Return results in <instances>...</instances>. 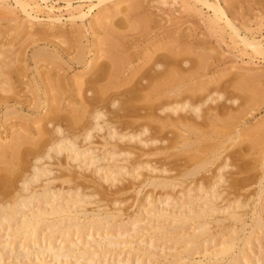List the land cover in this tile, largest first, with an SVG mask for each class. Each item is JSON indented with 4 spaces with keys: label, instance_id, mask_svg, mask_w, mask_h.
Here are the masks:
<instances>
[{
    "label": "rangeland",
    "instance_id": "rangeland-1",
    "mask_svg": "<svg viewBox=\"0 0 264 264\" xmlns=\"http://www.w3.org/2000/svg\"><path fill=\"white\" fill-rule=\"evenodd\" d=\"M9 1H10V3L13 2L10 6L11 8H9V7L6 8V7L0 6V49L1 48L8 49V53H9V51L11 52L10 49H13L14 51L13 50L12 51L14 53H12L10 55L7 54L5 56L6 59L3 58V56H0L1 58H3V59L0 58V64L1 65L4 64L6 66L5 67L4 65L3 66L0 65L1 66L0 67V75L3 74L5 77H7L4 79H8L9 77L11 78V80H9L10 79L9 78L6 82L12 83V84H10V86L12 87V90L15 91V92L13 91L14 93H12V94H16L17 96L14 95L15 97L12 96L11 98H9V91L11 89L7 93L3 89H2L3 92H1V88H0V97L8 95L7 98L5 97V99H4V97L2 99L0 98L1 99L0 100V141L4 142V143L9 141L10 135L15 133L16 130H18V132H20V133L23 132V134L26 133L28 136L30 135L29 138L32 141H30V145H26L29 141H24V143H26L25 145L21 142L22 147L24 145V147L21 148V150H19L21 144L18 146V153L20 155L17 154V156H18L17 158H19L21 156L20 157L21 159H17L16 156L14 157L13 152H12L13 155H11L10 154L11 150H8V152H6V153L10 154L9 156H7V157H9V158H7L8 162H5L4 164L0 162V166H1L0 167V201H1L0 203H3L5 201L9 202V199L10 200L13 199V195L15 197V195L18 193L19 189L23 186V184L21 185V183H22L21 181H23L25 179L26 174H27L28 178L31 176V174H33L34 165L45 164L46 166L49 165V167L51 166L53 168L52 171L50 170L51 174H49V173L48 174H49V176H53L54 177L53 179L57 180V181L52 180L50 185L54 183V185H51V186H55V187L61 186L64 189V193H63L64 196L60 197L58 199L59 203H67L68 202L67 199L70 201L69 198L71 197V195H73V191H75L74 188L79 189V190L74 192V197H76L77 194L81 193L82 196L87 197V198L85 197L86 200L90 199L89 204H88V201H86L87 203L85 202L82 205L80 203V205H81V206H79L80 209H83V208L85 209V207H86L87 211L92 212V210H96V209L97 210L101 209V211H102L104 209L106 210V209H114V207L115 208L120 207L119 211H121L120 213H122L121 215L123 218V222L125 221V223H123L124 227L121 226L120 228H117V229H116V226L113 227L116 230L114 229L112 235H109L106 237V238H109L110 240H112V242H113V244L111 246L108 245L109 248L105 245L103 246V248H99L100 250L90 247L91 250L88 251V254L92 253V251H93V254H91V257L93 259L92 258H91L92 260L86 259L87 261L84 259V260H82V263H79V264H178V263H184V261H185L184 264H187V263H189V261L191 262L192 260L193 261L194 260L206 261L207 256H208L207 254L218 249V248H220L222 246L221 244L224 243L223 241L229 239L230 235H232L231 237H233V235L235 237V243H234V247H233L234 250H232L231 253H233L234 251L239 252V247H241V245L242 246L244 245V242H242V241H244V237H246V235L249 236L250 232H252V233L249 236V243L245 242L246 244L244 245V251H242L243 255L246 258L243 257V255H240V254H242V252H240V254H239L241 257L240 262H241V264L242 263L243 264H257L258 262H259L258 264H264V237H263L264 231L261 230V232H259L258 225L255 223V218H256V215L258 212L255 210H258L257 208H261L262 210L264 209V200H263L264 195L263 194H261V198L263 196V199H261V201H260L259 200L260 198H259L258 200L260 202L257 203L258 192L260 190L259 188L262 187V186H260L261 184H259V180L261 181L262 176L264 175V174H262L264 170L261 169L262 167L259 165L260 163H258L256 161V159L258 157L256 154H259L258 153L259 151H257V148H256V151H257V153H256V151L254 150L255 147L253 148L251 145L248 144V143H250L248 141L249 139L246 138L247 141L245 139H244L245 141L243 140V138L250 136V134H253L254 132H252V131H254V129L256 130L255 132H258V133L262 132V130L264 129V54H258V55L253 56V52L250 51V48H248V51L250 52V54L248 52L241 53V50H242V48H244V45L242 46V43L240 41H237L236 44H238V45H234V43L232 42V38L230 40V36H231V34H233V32L229 29V26L227 24H224L225 23L224 20L226 18L225 15H226V16H228V18L232 22H234L235 26L238 27V29H240L239 30V33L241 32L240 34L245 35V34H249V32L252 31L251 33L254 32L255 36L258 39L261 38V41L264 44V0H219L220 4L223 6L224 11L226 13L222 17L223 21L221 19H220L221 21L218 20L220 22V26L224 25V27H222L223 28V31H222L223 36L220 35L221 34L220 30L222 28L220 27L221 29H219L218 22H217V25H215L216 24L215 23L214 26L213 25L212 26L207 25L206 21L203 20V17H202L203 15H201V13L194 10V8L191 10V6H188L186 8L184 6V4L181 2V0H138V1L137 0H126V1H128L127 3H129V2L134 3L132 5L130 4V8L128 9V10H130L131 6H132V8H133L132 11L133 10L134 11L133 12L131 11V13L126 12L125 13L126 18H125V14H123V12L116 13L114 15V16H116V18H115L116 20L113 19V17H112L113 21L114 20L115 21L113 22L111 19V21L113 23L110 20H108V21H106L108 23L105 22L106 24L104 22L100 23V21L98 23V21L95 20L96 18H94V17H96L95 14H97V16H98L97 19L99 20V18H101V16L108 13L109 11H112V10L104 11L107 8L109 9V7L104 8V10L101 9L103 12L101 10L97 11L96 8H98V6L94 7V11H92V14H94L92 18H94V19L90 22H88L86 20L85 22L81 23L80 22L81 20L79 21V19H74L75 20L74 21L73 19L69 18V12L65 7L66 3L64 0H45V1L34 0L38 3H40V5H44V3L45 4L48 3L50 5H53L55 12L58 13V15L62 14L61 15L62 17L60 18L61 20L59 19L60 21L57 20V21L53 22V20L49 21V19H47L48 17L46 16V13L44 10H32V14H34V15L37 14L36 16H37V18H39V19H37V18L34 19L32 17L25 16L26 14H24V11L21 10L18 5L17 6L14 5L15 4L14 0H9ZM110 1H112V0H110ZM140 1H141V3H140ZM91 2L92 3H98V0H73V5L76 6V4L78 5L79 3H81L82 7L84 9H86L90 5ZM122 3L120 4V7H123V6H125V4H127L126 2H124L123 4ZM182 4H183V6H182ZM133 6L135 7V9ZM199 6L201 7V5H199ZM201 8H202L201 11H203L202 14H204V15L213 13L212 10L208 9L205 6H202ZM5 11H7V12H5ZM125 11H127V10H125ZM169 12L172 14V16ZM197 14H199V15H197ZM173 15H175V16H173ZM123 16H124V18H123ZM172 17L173 18L177 17V18L173 19ZM126 19H128V20H126ZM173 20H175V21H173ZM139 22H141L142 24ZM222 22H224V23L222 24ZM77 23H78V25H77ZM111 23H112V25H111ZM143 23H145L146 25ZM132 24H133V26H132ZM110 25L111 26L114 25L113 27L116 26L117 28H119L120 35L118 34L119 33L118 30H116L117 28L114 29V28L110 27ZM136 25H137V27L135 28ZM101 26H103L104 28ZM186 26L188 29L186 28ZM211 27L213 30L209 29ZM110 28L114 29V31H112ZM193 28H197V29H193ZM215 28H217L216 29L217 32L215 31ZM218 29H219V31H218ZM78 30H80V31H78ZM227 30H228V32H227ZM64 31H65V33H62ZM213 31H215L214 33H216V34H214ZM77 32H79L78 33L79 35L77 34ZM60 33H62V35ZM109 34H110V36H108ZM128 34L130 36H128ZM58 35H60V36H58ZM120 36H121V38H120ZM67 37H70V38L67 39ZM109 37H111L112 38L111 40H113V41H111L109 39ZM65 38L68 41H66ZM106 38H108V39H106ZM113 38H115V40ZM118 38H119V40H118ZM123 38H125L126 40ZM99 39H100V41H98ZM122 39H123V41H122ZM223 39H224V41H223ZM102 41H104L103 44H102ZM117 41H120L123 44L120 42L117 43ZM124 41H125V43H124ZM67 42H69V44ZM98 42H99V44L101 43L102 45L100 44V46H99ZM109 42L113 45L117 43V45L111 46V44ZM238 42H240V43H238ZM166 43H169L167 45L171 44L172 47L174 48V50H176L177 48L179 49L178 54H177V58L180 61H182V60L184 61V62L183 61L181 62L182 64L185 65L186 61L188 60L187 65H185V66L183 65L185 68H186V66H188L187 67L188 71L190 70V68L193 69L190 71H191V74H193V73L195 74V77L192 76L191 74H189L192 78L188 75L190 78L188 77L189 79L188 78L186 79V80H189L187 82L195 83V81H196L197 85H200L204 82V83H206V84L208 83V85H210L208 87L209 89L205 88L204 91H196L198 96L196 94H194L196 96H193V100H195V102H197L196 101L197 98L198 99H205L206 94H208V92L210 90H212L211 95L215 96L214 100L216 99L218 106H220V107L224 106L227 108V109L226 108L224 109V107H221V108L219 107V109H220L219 111H222L223 109H224L223 111H227L230 109L229 110L230 114L233 113V115H235V113H234V112H236L235 109L238 110L237 108H238V106L240 108L241 104H243V106L246 108V106L244 104L247 105V103H249V102H247L245 100L249 99L250 97H251L250 98L251 100L252 99L254 100L256 98L255 102L248 100V101H250V103L251 102H253V103L251 105H248L249 107L247 106L248 110L246 109L247 111L245 112V114L243 112L240 114L238 113L239 117L237 119L231 118L235 121H238V123L236 122V125H235V123L233 124V122H235V121H232V120L229 121L230 116L228 115L229 114L228 111L225 112V114H227V118H226L225 117L226 115L224 114V112H223V115H225V116L222 115V117H220L219 114L221 112L219 113V111L216 110V112L218 111V113H216V116L219 115V119L222 118L224 121V125L227 127V128H224V125H222V124H221L222 127L220 125H218V127L223 129V133L225 132L228 135V134H231V132L234 134L235 130L239 131L240 135L238 137H237V135L236 136L234 135V137H233V138H235V142L238 143L239 145L235 144L233 142V143H231V147L228 145L227 146L228 148H225V150L222 147L221 152L223 151L222 152L223 154H222V156L218 155L219 159H217L218 157H216V159H213V161H215L214 164L211 165V163H208V165H206V167L203 169V171L200 170L198 173L194 174L195 177L193 175H192V177H191V175L189 177H187L188 180L184 175H183L184 177L182 178L181 176H178V174L180 173L179 175H181V171L183 170L182 168L185 167L184 165H186V167H188V166H191V164H193L194 162H192V158H190V157L188 158L189 160L187 159V157L189 156V155L187 156L189 149L187 151V149L185 150V148H184V151H182L183 149L179 144H182V142H180V141H183V139H182L181 135L179 136V132H176L177 127H175V126L167 127L166 130L162 133V138L164 137L163 138L164 140L161 139V141H155L157 143L152 142V144H151L154 146H157V144L164 146V144H165V146L167 145V147H165V149L168 148V146H169L170 148L166 149V150H168L169 155L165 152L164 153L158 152V153L149 154V155H146V154L139 155L138 154L139 149L137 147L135 148V146H134L133 147L134 148L133 153H132V155L130 154L128 156V159L126 160L127 162L126 161L124 162V160H122V159H124L123 157H120V155L118 156V158L119 159L121 158V160L118 159V162H116L117 160L115 162L117 164L119 163L120 167L122 165L124 167L122 166L120 168L118 165H117V167L114 166L115 170H113V169L112 170L115 173H112V175H111L112 171L109 168H105V169L102 168V170L101 169L97 170L99 173L94 170V165L90 166L89 164H86V165H84V168H82L79 166L78 160H73V159L68 160L67 157L63 154V152H61V154L53 155L55 157L53 159H52V157H50V158L48 157L49 159H47V157L45 155H44L45 157L43 156L44 158L43 157L38 158L37 160L34 158L35 156H38L40 153L43 155V151L47 148V146H49L50 141L52 139H54L57 135H60L57 132H56L57 135H56V133L53 134L54 131L51 130V128L54 126V124H57L58 121L61 124V126L65 129V131H64L65 134L66 133L67 134L69 133V135L71 133L72 134H74V133L80 134V137H76L78 139L75 138V141L79 146L80 145L84 146L87 144L90 145L89 147L93 146L92 148H93V150H95L93 153L94 156H95V154L96 155H99L101 153L104 154L106 152V150H105L106 147H105V144L103 145L104 141H103V138L101 136V133H103V129L98 130L99 133H97L96 131L92 132L93 134L95 133V136L91 137V138H93V140L90 138L92 140V143H90V142L88 143L84 139L83 134H82L85 132V123H86V120L87 121L89 120V116L87 117V114H85V117H80L81 114L83 113V110H84V109L82 110L81 106H80L81 101L84 99L83 98L84 95H82V94H84V92L82 94H79L80 96H78V93L77 92L75 93V91H76V88L78 87L77 86L78 84L79 85L82 84V86H83L84 85L83 80H87L88 78L93 77L95 75L96 70H95V72L93 70L92 72H86L84 74V71L87 68V65H86L87 62H90L91 60L94 59L95 63H97V65H99V68H100V67H103L104 65H107L108 62H110L109 61L110 59H108L109 57H106L108 55H110L112 58L120 59L121 61L124 60L123 62H125V64H124L125 66H126V64H128L126 62H131V65H130V63L128 64V65H130V67L128 65H127V67L122 65V69L124 67L125 68L123 70H121L123 75H122V73H120L119 77L121 78V76H122V78H123L125 74H127L126 76H128V67L130 69L131 66H136V65L138 66L140 64L142 65V63L145 62V59L149 56V54H152L151 52L154 51L155 56H160V55L162 56L163 54H165L166 51L163 49H162L163 50L162 51L159 48H160V45L163 46V45H166ZM176 43H177V45H176ZM108 45H109V48H107ZM118 46H120L121 48H119ZM63 47L65 49H63ZM105 48H107L106 49L107 52L105 51L107 54L104 52ZM98 49H100V50H98ZM109 49H111V50L108 51ZM122 49H123V51H122ZM127 49L129 52L126 51ZM86 50L88 52H86ZM185 50L188 52H192V54L185 52ZM15 52H18V53H15ZM179 52H180V54L182 53V56L179 54ZM56 53H57V57H56ZM126 53H127V56L129 55V57H126ZM194 53H195V55H194ZM197 53H198V55H197ZM224 53H225V55H224ZM14 54H16V56L18 55V57L17 58H16V56L14 57ZM80 54L82 56H80ZM101 55H104V56L102 57ZM113 55H115V56H113ZM196 55L197 56L202 55L203 57H205V60L207 61V63L205 64V60H204V64L206 66L205 65H203V66H205V67L202 66L203 68L202 67L196 68L195 65L192 66L197 61L196 59L198 57ZM205 55H207V56H205ZM247 55H250V56H247ZM34 56H35V58H34ZM125 57L127 58V60L125 59ZM128 59H129V61H128ZM10 62L13 65H11ZM64 62H66V63H64ZM123 62H121V64H123ZM190 63H191V65H190ZM12 66H16V68L14 67L13 68L14 70H13L11 68ZM68 67L70 69H68ZM1 69L2 70L5 69L4 73L8 72V73H6L7 76L4 73L1 74V72H2ZM194 69H196V71L199 70L198 73L196 71H194ZM12 70L14 72H12ZM36 70H38V71H36ZM187 70H186V72L188 73ZM192 71H194V72L192 73ZM44 72H47L48 75H47V73L44 74ZM124 72H126V73H124ZM8 74H10L11 76H9ZM3 75L0 77H4ZM17 75L19 78L17 77ZM20 75H22V76L20 77ZM240 75H242V76H240ZM219 77L221 78L220 80H219ZM241 77H243V80H244V81L242 80L243 82H240L242 84L241 85L242 87L238 83L239 81H241V79H242ZM52 78H54V79H52ZM65 78H66V80H64ZM244 78H247V80ZM61 79H63V80L61 81ZM214 79H215V81H214ZM236 79L239 81H237ZM1 80H2L1 87H2V84L7 85L6 83H4L5 80H3V79H1ZM46 80L49 81V83L51 82L52 85H54V83L56 81L61 82V83L56 82V84L58 85L57 88L62 86V87H60L62 89L58 88L57 90H55L54 87L56 85H54L53 89H52V86L46 87V85H48V86L50 85L48 82H46ZM72 80L75 82L76 81H80V82L75 83ZM81 80L83 81V83ZM198 80H199V82H198ZM233 81L235 83L237 81V83L239 85L238 84L233 85ZM245 81H247V82H245ZM64 82H66V85L64 84ZM29 83H30V85H29ZM216 83L218 85H216ZM33 84L37 85V89L35 88V90H38V92L40 93V94L38 93L39 99H38L37 93H35L34 90L32 92L30 89L32 86L35 87V85H33ZM73 84L76 87H74ZM240 87L242 88V91H241ZM46 88H48L49 90H47ZM215 89H217L216 92H215ZM59 90H61L63 92H61ZM255 90H256V92H255ZM47 91H49V92H47ZM219 92H220V95L218 94ZM221 92H223L224 94ZM249 92H250V97H246V94H249ZM254 92L257 93V97L252 98L253 96H255ZM52 93L53 94L59 93L61 95V98L59 97L60 96L59 94H57V95L59 97L58 99H61V101H59L57 99L58 103L55 102V100H56L55 96L56 95L54 96ZM188 93H190V92H188ZM188 93L185 94V92H184V95L189 96ZM198 93H201V94H198ZM50 96H54V98L53 97L50 98ZM124 97H125V95H124ZM14 98H16L15 99L16 101H14ZM18 98H19V100L21 99L22 104L20 103L19 100H18L19 102H17ZM231 99H233V100H231ZM24 100H26V101H24ZM214 100H212V102L209 101V104H211V105L214 104V102H215ZM28 101L30 102V105H29ZM36 101H38V102H36ZM6 102H9V103H6ZM24 102H25V104H24ZM205 102H206V100L202 104L204 105ZM34 103L36 105L38 104L37 107ZM56 103H57V105H59V103H60L59 107L61 106L63 110H62V112L59 111L62 114H60V113L58 114V112L56 111L57 114H56V112L54 114L58 115V116L55 117V115H52V113L56 109H55L54 105L52 107V104H56ZM207 103H208V100H207ZM207 103L204 106L202 104L200 105V106H202V108L200 107L202 109V111H204V108L208 105ZM33 105H35L36 108ZM108 105H109L108 102H106L103 109L107 108ZM111 105H116V104H111ZM7 106L9 108L11 107L9 109V111H8ZM13 106H14L15 110H14V108H12ZM16 107L17 108L19 107L18 110ZM109 107H110V105H109ZM5 108H7V109H5ZM53 108H54V111L51 112V110H53ZM74 108H79L80 111H82V112H80L79 117L83 118L84 120H82V119H79L81 121L76 120V122L74 121L75 123L73 122L74 123L73 124V123H71V122L69 123V121H67V117H69L71 114H73L71 111ZM233 109H234V111H233ZM10 110H12V112ZM141 110H143V109H141ZM17 111H18V113H17ZM22 111L23 112L25 111V112L22 113ZM244 111H245V109H244ZM2 112L8 114L9 116L3 115ZM238 112H241V110L240 111L238 110ZM18 114H20V116H18ZM23 114L27 115V116L25 117ZM173 114L174 113H171V115H173ZM236 114H237V112H236ZM82 115H84V114H82ZM217 118H218V116H217ZM4 119H6V120H4ZM197 119H198V117H197ZM200 119L201 118H199V120ZM224 119H226L228 122ZM203 121L201 122V127H204V129L208 128L209 123H206L205 119ZM228 123L230 125H227ZM202 124L206 125V126H202ZM228 126H231V127H228ZM118 127H120L119 123H118ZM209 127H210V124H209ZM234 127H235V129H234ZM262 127H263V129H262ZM42 128H44L43 130L46 132V134H45V132L41 134V132L43 131ZM173 128H175V129H173ZM211 128H212V126H211ZM211 128L205 130L206 135L209 136V137L205 136V138L208 137V139H210V142L207 141L202 135V136H200L201 140L199 142L205 141L206 144L204 142V143H202L203 144L202 146H201V144H199V145L196 144V146H194L196 149L198 148L197 146H199V147L201 146L203 148V149H201V147H200L199 152L201 150H203V151L208 150L210 148V146H212L214 143H217V142L219 144H223L224 142L227 143V140L225 138V136H227L226 134H221L222 136L221 135L218 136L217 134H210ZM224 129H226V130H224ZM247 129H249V130H247ZM258 129H259V131H258ZM26 130H28L29 132H27ZM38 130H40V131L42 130V131L37 132ZM227 130H228V132L230 130V132L229 133L226 132ZM250 130H251V132H250ZM181 131L182 130H180V132ZM238 131H236V132H238ZM207 132H209V133H207ZM243 132H244V135L246 133V136L241 134ZM39 133L41 134L40 137H39V135H40ZM262 133L264 135V130ZM26 134H25V136H26ZM209 134L211 135V137L213 139H215L216 136H218L220 138L222 137L221 138L222 141H224L223 140V138H224L225 141L222 143L221 140L218 141V139L216 138L217 141L215 139L216 142L213 143L212 142L213 140ZM191 136H192V138L195 137L194 135H191ZM240 137H242V139ZM33 138L35 141V143H33V144H37V145L31 144L33 142ZM38 138H40L42 140L39 141ZM263 139H264V136H263ZM162 140H163V142H162ZM36 141H39V142L37 143ZM178 142H180V143H178ZM207 142H209V143H207ZM130 143L132 145H134V141H131ZM235 145H237V146H235ZM103 146L105 148H103ZM176 146L178 149L179 148L182 149V150L179 149V150H181L182 153L179 152L177 148H175L176 150L173 149ZM203 146H205V147H203ZM250 146L252 147L251 150H250ZM86 148H87V146H84V148H82V149H86ZM127 148H128V146H127ZM193 148H192V150H193ZM22 149L24 151H22ZM19 151H21V152H19ZM190 151H191V149H190ZM240 151L245 152L246 154L245 153L242 154V152L240 153ZM183 152H185L186 154H183ZM52 153H53V151L51 152V154ZM179 153H181V154H179ZM41 154H40V156H41ZM170 154H171V156H170ZM219 154H221V153H219ZM244 154L246 157L244 156ZM6 155H8V154H6ZM22 155H23V157H22ZM82 155L83 156H81L80 159H82V157H83V159H85L87 157L86 159L88 161L85 159L86 162L92 161V159L88 158V156L90 157L92 155L89 152H86ZM122 156H124V155H122ZM225 156L228 157V159L226 161H228L230 163L229 165H231L233 168L231 166H228V165H224L225 166L224 168L222 166L223 170H222V168H220V170L225 173L224 179L226 178V179H228V181L225 179V181L223 182L224 184L220 183L221 186L222 185H224V186L221 187L219 185L220 189L217 187L220 192L222 191L221 192L222 194H220L218 197V198H220V200L217 199L218 200L217 203H219L220 205H222V204L225 205L227 202L231 201V202H233L232 204L236 205L237 203L240 202L239 204H241V206H240L241 210L245 211V212H243V214H245V215H243V218L245 216V218L243 219V221H244L243 226L245 225L246 227L241 226V228L237 227L235 229L234 228L235 225L232 224L233 222L230 219L227 221H224V220L220 221L219 220L220 222H218V220L216 218H213L214 220H216V222H214L213 219L210 218L211 219L210 220L211 222L209 223V225L211 224L210 225V227H211L210 231L212 234L214 233V235L218 233L217 235H215L217 238L214 236L213 239L210 240V243L204 244L205 243L204 242L203 244H201L199 246L198 250H196L198 248V246H196L197 248H195V246H193L194 249L189 248L190 250H193V251H189L187 249L188 248L187 244L184 243V241H182V240L181 241L179 240L180 241L179 242L177 240L178 239L177 236L181 235V232L183 231L182 229H185L182 232V234L185 233L186 230L188 231V233L192 232L194 229L193 225L192 226L190 225V227H192V228H190L189 226L186 228H183V226H180L181 224H179L180 222H178L176 220V218H174L172 215H170V216L167 215V213L165 214V212L168 211V214H169V213H171V212H169V210L172 211L175 208L179 209L180 206L183 205L184 202H182V201H185L184 200L185 195H186V197L189 195L186 193L187 192L190 193L189 191H187V189L188 188L190 189L195 185V184L193 185V182L196 183V181H199V179H201V180L203 179L204 184L209 185L211 183L210 181L214 179L213 177H216V175L214 174V172L217 169L216 167H218V164L220 165L224 161V158H226ZM234 156H235V158H234ZM254 156L255 157L257 156V157L255 158ZM2 159L0 157V161ZM5 159L6 158L3 159V162ZM10 160L13 162V164H15L14 163L15 161H16V163H18L17 165H14V167L16 166L17 168L15 167V169H13V170L11 169L13 171L12 172L10 170L11 174H9L10 172H8L6 174V172L3 171V169L1 170V168H7V167L12 168L13 164L12 165L10 164L11 166H9V164H8V166L5 165L6 163H11ZM17 161H19V162H17ZM59 161H60V163L62 162V164H60ZM102 161L104 162V160H102ZM255 161H256L257 165L260 166V167L258 166L259 169L257 166H255L256 165ZM83 163H85L84 160H83ZM223 163H225V162H223ZM66 164H67V167L69 166L70 169L66 168ZM209 164L211 167L209 166ZM2 165H4L5 167H2ZM131 166L132 167L133 166L138 167L135 169L136 171H134L133 175H129L126 171L127 168L130 169ZM161 166H163V169L166 168V171H164L165 173L162 172L164 175L167 173L166 175L177 176L180 178V179L177 178V180L179 179L184 183L179 184V183H181V181H180V182H178V184H179L178 187L176 186L177 185L176 184V185H174V188L171 187L172 189L170 187L160 188L158 186H157L158 188H156V187L152 188L151 185H149V184H145L146 186H144V185L143 186L142 185L137 186L135 184H131L130 181L132 179H134L135 178L134 176H137L140 172H141L140 175H138L137 177H138V179L142 180L149 173L150 174L160 173L159 171H154L157 169L153 170V168H155V167L161 168ZM207 166H209V168ZM108 169L110 172L107 171ZM121 169L123 170V173L126 172L125 173L126 175L125 176H118L119 180H114L113 182L110 183V181L106 182V180H104V179L102 180L100 178V176L103 173H104V176L108 175V177H110V175H111L113 178L116 173L117 174L122 173ZM147 169H148V171H147ZM242 169H244V170H242ZM103 170H105V171H103ZM167 170H169V171H167ZM6 171H9V170L7 169ZM52 172H53V175H52ZM100 172H101V175H100ZM224 173H223V175H224ZM29 174H30V176H29ZM68 174L70 175V181L72 180L71 183H70V181L64 180V177H66V175H68ZM23 176H24V178H23ZM58 176L59 177L61 176L62 179H61V177L59 178ZM41 178L39 179L38 183H40ZM234 180L239 182V183L237 182L238 185H237V183L236 184L233 183ZM65 181H67V182H65ZM190 182H192V183H190ZM261 182H262L263 187H264V178L262 179ZM32 183L34 185L38 184L37 182H32ZM67 188L72 189V192L70 190H68ZM198 189H199V187L194 188L193 192H191L190 194L195 195L197 192L202 193L204 191L201 188H200V190H198ZM25 190L26 189H23V191H21V189H20L21 192H24ZM185 190L187 192H185ZM200 191H202V192H200ZM220 196H222V198ZM5 198H6V200H5ZM152 198H153V201L151 204L150 202H151ZM177 200H179V201L177 202ZM45 202H44V206L45 205L47 206V204H45ZM91 202L94 203L95 205L92 204ZM193 202H195L193 204L196 206L198 201H193ZM259 203H260V205H261V203L263 204V205H261L263 208L258 206ZM48 204H51V203H48ZM253 204L257 205L258 207L253 205ZM167 205H168V207H167ZM48 206H50V205H48ZM98 206H99V209L97 208ZM254 207H256L255 210H254ZM196 208H198V206H196L195 209ZM163 209H164V213L162 211ZM263 212H264V210H263ZM218 213L220 214L221 212H218ZM253 213H256V214L254 215ZM219 214L217 216L220 217V219H221L222 215H219ZM263 214L264 213H262V216H264ZM210 217H213V216H210ZM222 219H225V218H222ZM226 219H228V218H226ZM212 221H213V223H212ZM219 223H222V225ZM244 223H246V224H244ZM59 224L60 223H58L57 226H54V227L55 228L59 227ZM125 224H127V225H125ZM188 224L189 223H187V225ZM254 225L255 226L257 225L256 228L258 230L254 229ZM16 226H14V227H16ZM180 227H182V228H180ZM223 227H225V228H223ZM55 228H53L54 231H52L53 229L51 227L49 229V230H51V232H49L47 227L43 228L44 230H42L43 234H41V237L45 236L47 233H51L54 236H53V238H52V236H50L48 238L46 235V237H43L45 240L42 238L40 240L41 243H39V245L41 244L43 246V244H44L47 246L49 244V242L51 241L50 238H52V239H54V241H53L54 243H57L60 245H61V242H64V244L65 243L67 244V243H70L69 241H71V240H72V242H74V244L75 243L78 244L77 241H82L81 243L79 242V245H78V247H79L80 244H81V246H83V245L86 246V243L88 241L95 238V236L93 234V238L91 236L90 237L88 236L89 238L87 237V239H90V240L87 241V239H86L87 242H85V238L83 236H81L80 233L77 234V232L75 231L72 235V239L68 240L69 236L67 233L64 234L65 231H62L63 230L62 228H60L61 232L58 230L59 228L56 229L57 231L55 230ZM190 229H192V231ZM233 229L238 230V231L235 232ZM165 230H167V231H165ZM224 230H225V232H224ZM223 232H224V234H223ZM1 233H3V236L1 237V239H5L6 237L4 238V231L1 230ZM6 235H7V233H6ZM56 235H58V236H56ZM110 236L113 238H111ZM166 236H168V237H166ZM103 237H105V236H103ZM223 237H225V238L228 237V238L223 240L222 239ZM11 238H10V242H12V241L20 242V238H15V239H13V237H11ZM65 238H67V241H65L66 240ZM96 238H97V236H96ZM169 239H170V241H169ZM91 242H93V241H91ZM174 242H176V243H174ZM66 244L63 245V243H62V245L67 248L68 244L67 245ZM75 245H73L74 248H77V246L75 247ZM85 246H84V248H85ZM186 246H187V248H186ZM92 247H94V246H92ZM105 247H106V249H105ZM22 248H24L25 251L28 250V253L25 255V257L20 256L19 258L16 259L15 256H13V255H10V256L6 255L7 257H10V259L7 258L6 256H4L3 260L0 261V264H75L76 259H77L76 257L75 258L69 257L68 259H64V258L57 259V258H55V256H53V253H50V251H48V250L47 251L44 250L45 253H43V251H41L38 254L32 253L33 249L29 245L28 246L25 245V247L23 246ZM186 249H187V251H186ZM29 250L31 251V253H29L30 252ZM80 250H78V248L76 249V251H78L79 253H82L83 251H85V249H80ZM248 251H250V252H248ZM188 252H189V254H186ZM204 252H205V254H204ZM179 253H181V254H179ZM250 253L252 255H250ZM88 254H85L86 255L85 257L89 258ZM177 254H179V255H177ZM226 256L229 257V255L227 254L223 258H221L222 260L221 259L219 260L220 262H218V263L216 262L214 264H225L226 259H227ZM184 257H186L188 260ZM242 257H243V259H242ZM243 260L245 262H243Z\"/></svg>",
    "mask_w": 264,
    "mask_h": 264
},
{
    "label": "bare ground",
    "instance_id": "bare-ground-1",
    "mask_svg": "<svg viewBox=\"0 0 264 264\" xmlns=\"http://www.w3.org/2000/svg\"><path fill=\"white\" fill-rule=\"evenodd\" d=\"M43 1H45V0H43ZM65 1V3H66V5H65V7H66V9L68 10V12H69V18H71V19H79V21L82 23V22H85L86 20L88 21V22H90V21H92L94 18H96L95 20H97L98 21V23H99V21H100V23H102V22H106V21H108V20H110L111 21V19H112V17H113V19H115L116 18V16H114L116 13H119V12H123V14H125L126 12H128V13H131V11H132V6H131V9L130 10H128L129 8H130V4L132 5V4H134V3H132V2H129V3H127L128 1H126V0H112V1H110V0H98V3H90V5L86 8V9H84L83 7H82V4L81 3H79L78 5L76 4V6L75 5H73V0H64ZM110 1V2H109ZM138 1V0H137ZM86 2V1H85ZM88 2V1H87ZM124 3V2H126L127 4H125V6H123V7H120V4L121 3ZM181 2L184 4V6L187 8L188 6H191V10L194 8V10H196V11H198L199 13H201V15H203L202 17H203V20L204 21H206V23H207V25H213L214 26V24L215 25H217V22H218V26H219V29H221L222 27H224V25H221L220 26V22L218 21V20H222L223 21V19H222V17L224 16V14H226L225 13V11H224V8H223V6L220 4V2H219V0H181ZM13 3V2H12ZM12 3H10V1L9 0H0V6H2V7H9V8H11L10 6H11V4ZM14 5L15 6H19V8L21 9V10H23L24 11V14H26L25 16H29V17H32V18H37V14L36 15H34V14H32V10H44L45 11V13H46V16L48 17L47 19H49V21L50 20H53V22H55V21H57V20H59L62 16V14L61 15H58V13H56L55 12V10H54V7H53V5H50V4H48V3H44V5H40V3H38V2H36V1H34V0H14ZM122 3V4H123ZM140 3H141V1H140ZM229 3V2H228ZM138 4V3H137ZM183 4H182V6H183ZM201 5V7L202 6H205V7H207L208 9H210V10H212L213 11V13L212 14H206V15H204V14H202L203 13V11H201V7L199 6V5ZM136 5V4H135ZM142 5V4H141ZM187 5V6H186ZM13 6V5H12ZM98 6V8H96L97 9V11L98 10H101V9H103L104 10V8H107V7H109V9L107 8V9H105L104 11H106V10H112V11H109L108 13H106V14H104L103 16H101V18H99V20L97 19V14H95L96 15V17H94V18H92L93 17V15L94 14H92V11H94V7H97ZM134 7V6H133ZM15 8V7H14ZM19 9V10H20ZM134 9H135V7H134ZM138 9V8H137ZM125 10H127V11H125ZM10 11V10H9ZM102 11V10H101ZM125 11V12H124ZM130 11V12H129ZM134 11V10H133ZM132 11V12H133ZM170 11V10H169ZM187 11V10H186ZM5 12H7V11H5ZM103 12V11H102ZM172 12V11H171ZM197 12V13H198ZM14 13V12H13ZM39 13V12H38ZM170 13V12H169ZM184 13V12H183ZM99 14V13H98ZM121 14V13H120ZM171 14V13H170ZM16 15V14H15ZM122 15V14H121ZM197 15H199V14H197ZM166 16V15H165ZM171 16H172V14H171ZM173 16H175V15H173ZM100 17V16H99ZM128 17V16H127ZM226 17V18H225ZM225 20H224V22H222V24L224 23V24H227L228 26H229V29L233 32V34H231V36H230V40H231V38H232V42L234 43V45H238V44H236L237 43V41H240L241 43H242V46L244 45V48H242V50H241V53H245V52H248L249 54H250V52L248 51V48H250V51H252L253 52V56L254 55H258V54H264V44L262 43V41H261V38L260 39H258L256 36H255V34H254V32L253 33H251V32H249V34H245V35H243V34H240L239 33V30L240 29H238V27H236L235 26V24H234V22H232L229 18H228V16H226L225 15ZM68 18V17H67ZM123 18H124V16H123ZM125 18H126V14H125ZM129 18V17H128ZM173 18V17H172ZM171 18V19H172ZM175 18V17H174ZM173 18V19H174ZM177 18V17H176ZM175 18V19H176ZM37 19H39V18H37ZM113 19H112V21H113ZM61 20V19H60ZM59 20V21H60ZM116 20V19H115ZM114 20V21H115ZM123 20V19H122ZM126 20H128V19H126ZM140 20V19H139ZM220 20V21H221ZM75 21V20H74ZM78 21V20H77ZM109 21V22H110ZM111 21V22H112ZM113 21V22H114ZM173 21H175V20H173ZM52 22V21H51ZM112 22V23H113ZM119 22V21H118ZM128 22V21H127ZM126 22V23H127ZM132 22V21H131ZM137 22V21H136ZM167 22V21H166ZM172 22V21H171ZM21 23V22H20ZM106 23H108V22H106ZM105 23V24H106ZM112 23H111V25H112ZM117 23V22H116ZM139 23H141V22H139ZM80 24V23H79ZM123 24V23H122ZM130 24V23H129ZM134 24V23H133ZM133 24H132V26H133ZM136 24V23H135ZM142 24V23H141ZM143 24H145V23H143ZM77 25H78V23H77ZM110 25V27H112V28H114V29H116L117 27L115 26V27H113V26H111ZM119 25V24H118ZM117 25V26H118ZM146 25V24H145ZM121 26V25H120ZM131 26V25H130ZM139 26V25H138ZM181 26V25H180ZM226 26V25H225ZM227 26V27H228ZM101 27H103V26H101ZM137 27V25L135 26V28ZM221 27V28H220ZM104 28V27H103ZM186 28H187V26H186ZM218 28V27H217ZM217 28H215V31L217 32ZM111 29V28H110ZM114 29H111L112 31H114ZM188 29V28H187ZM193 29H197V28H193ZM209 29H212V27L211 28H209ZM219 29H218V31H219ZM225 29V28H224ZM227 29V28H226ZM110 30V31H111ZM116 30H118V34L120 35V31H119V28H117ZM213 30V29H212ZM251 30V29H250ZM78 31H80V30H78ZM193 31V30H192ZM215 31H213V33L215 32ZM223 31V28L220 30V32H221V34L220 35H222V32ZM249 31V30H248ZM37 32V31H36ZM42 32V31H41ZM61 32V31H60ZM227 32H228V30H227ZM59 33V32H58ZM62 33H65V31L64 32H62ZM62 33H60L61 35H62ZM70 33V32H69ZM79 32H77V34H78ZM82 33V32H81ZM112 33V32H111ZM36 34V33H35ZM113 34V33H112ZM117 34V33H116ZM211 34V33H210ZM214 34H216V33H214ZM39 35V34H38ZM79 35V34H78ZM42 36V35H41ZM58 36H60V35H58ZM81 36V35H80ZM108 36H110V34L108 35ZM114 36V35H113ZM126 36V35H125ZM124 36V37H125ZM128 36H130L129 34H128ZM223 36V35H222ZM123 37V36H122ZM127 37V36H126ZM70 37H67V39H69ZM120 38H121V36H120ZM130 38V37H129ZM221 38V37H220ZM64 39V38H63ZM66 39V38H65ZM66 39V41H68ZM106 39H108V38H106ZM109 39L111 40L112 38L111 37H109ZM114 40H115V38H113ZM123 39H125V38H123ZM123 39H122V41H123ZM176 39V38H175ZM182 39V38H181ZM59 40V39H58ZM102 40V39H101ZM104 40V39H103ZM118 40H119V38H118ZM121 40V39H120ZM126 40V39H125ZM130 40V39H129ZM173 40V39H172ZM178 40V39H177ZM201 40V39H200ZM226 40V39H225ZM64 41V40H63ZM98 41H100V39L98 40ZM111 41H113V40H111ZM175 41V40H174ZM173 41V42H174ZM223 41H224V39H223ZM103 42L104 41H102V44H103ZM118 42H120V41H117V43ZM169 42V41H168ZM179 42V41H178ZM195 42V41H194ZM240 42H238V43H240ZM68 44H69V42H67ZM71 43V42H70ZM107 43V42H106ZM110 43V42H109ZM113 43V42H112ZM117 43L116 44H114V45H117ZM120 43H122V42H120ZM124 43H125V41H124ZM98 44H99V42H98ZM101 44V43H100ZM100 44H99V46H100ZM101 44V45H102ZM111 44V43H110ZM123 44V43H122ZM167 44H169V43H166V45H163V46H161L160 45V48L159 49H163V50H165L166 51V53L165 54H163L162 56L160 55V56H155V54H154V51L153 52H151L152 54H149V56L145 59V62L144 63H142V65L140 66V65H136V66H131V68L129 69V67H130V65H131V62H126V63H130V65H128V64H126V66L124 65L125 64V62H123V61H121L120 59H115V58H112L110 55H108V56H106V57H109L108 59H110L109 61L110 62H108V64L107 65H104L103 67H100L99 68V65H97V63H95V61H94V59L93 60H91L90 62H87V68L85 69V71H84V74L86 73V72H92L93 70H94V72H95V70H96V72H95V75L93 76V77H90V78H88L87 80H83L84 81V85L82 86V84H76L78 87L76 88V91H75V93L77 92L78 93V96H80L79 94H82L83 92H84V94H82V95H84V99L81 101V109L83 110V113L82 114H84V115H82L81 114V116H80V112H82V111H80V107L79 108H74L71 112L73 113V114H71L69 117H67V121H69V123L71 122V123H73L74 121L76 122V120H79V119H82V120H84L83 118H80V117H85V114H87V117L89 116V120L87 121L86 120V123H85V132L84 133H82L83 134V137H84V139L89 143H92V140H93V138H91L92 136L94 137L95 136V133L93 134L92 132H94V131H96L97 133H99L98 132V130H101V129H103V133H101V136H102V138H103V145L105 144V147H106V154L104 153V154H99V155H96L95 154V156L93 155V153H94V151L95 150H93V146L92 147H89L90 145H84V146H87V148L86 149H82V148H84V146L83 145H78L77 143H76V141H75V138L76 137H80V134H72L71 132V134L69 135V133L67 134H65L64 133V131H65V129L61 126V124L59 123V121L57 122V124H54V126L51 128V130H53L54 131V133L53 134H55L56 132L58 133V134H60V135H57V133H56V137L54 138V139H52L51 141H50V144H49V146H47V148L43 151V155L41 154V156H40V154L38 155V156H35L34 158L37 160L38 158H42L44 155L47 157V159H49L50 157H52V159L53 158H55L53 155H57V154H61V152H63V154L67 157V159L68 160H71V159H73V160H78L79 162H78V164H79V166L80 167H82V168H84V165H86V164H89L90 166L92 165H94V170L95 171H97V170H102V168H109L112 172H111V175H112V173H115L113 170H115L114 169V166H116L117 167V165L119 166V163L117 164L116 162H118V156L120 155V157H123L124 159H122V160H124V162L128 159V156L131 154L132 155V153H133V150H134V146H135V148L137 147L138 149H139V152H138V154L139 155H142V154H146V155H149V154H154V153H158V152H162V153H167L168 154V150H166V149H168V148H170L169 146H168V148H166L165 149V147H167V145L165 146V144H164V146H161V145H158L157 144V146H154V145H151L152 144V142H155V141H161V139H163L162 138V133L166 130V128L167 127H171V126H175V127H177V129H176V132H179V136L181 135L182 136V139H183V141H180V142H182V144H179L181 147H182V149L181 148H179V149H181L182 151H184V148H185V150L187 149V151H188V149H189V151H190V149H191V151L189 152L188 151V153H187V159L190 157V158H192V162H194L193 164H191V166H188V167H186V165H184L185 167L184 168H182L183 170L181 171V175H179L178 174V176H181L182 178L185 176L186 178L187 177H189L190 175H191V177H192V175L194 176V174H196V173H198L200 170H202L203 171V169L206 167V165H208V163H211V165L212 164H214V162L215 161H213V159H216V157H218L217 159H219V156L221 155L222 156V152H221V148L223 147V149L225 150V148H228L227 146L229 145L230 147H231V143H235V144H238V143H236L235 142V138H233L234 137V135L236 136L237 135V137L240 135L239 134V131L238 130H235V132H234V134L231 132V134H228L227 135V133H223V129L222 128H220V127H218V125H220L221 126V124L222 125H224V121H223V119L222 118H220L219 119V115H220V117H222V115H223V112H224V114H225V112H227L228 111V115L230 116H228L229 117V121L230 120H232V121H235V120H233V119H237L238 117H239V114L240 113H244L245 114V112L248 110V108H247V106L248 105H251L253 102H251L250 103V101H248V100H251L250 98V92H249V94H246V97H250L249 99H247V100H245V101H247V102H249V103H247V105L246 104H244L245 106H246V108L243 106V104H241V106H240V108H239V106H238V110L240 111L241 110V112H238V110H236L235 109V111L237 112V114H236V112H234L235 113V115H233V113H231L230 114V112H229V110H227V111H223L226 107H224V106H221V107H224V109L222 110V111H219L220 109H219V107L220 106H218V104H217V101H216V99L214 100V97L215 96H212L211 94H212V90H210L209 92H208V94H206V96H205V99H198L197 98V102H195V100H193V96H196L197 95V92L196 91H204L205 90V88H208L210 85H208V83L206 84V83H202V84H200V85H197L196 83V81H195V83H192V82H187V81H189V80H186L190 75L189 74H191V71L190 70H193L192 68H190V70L188 71L187 69V67L188 66H186V68L184 67L185 65H187V61H186V63H185V65L184 64H182L181 62L183 61H180L178 58H177V54H178V51H179V49L177 50H174V48L172 47V45L170 44V45H167ZM63 45V44H62ZM113 44H111V46H112ZM113 45V46H114ZM121 45V44H120ZM158 45V44H157ZM176 45H177V43H176ZM69 46V45H68ZM81 46V45H80ZM83 46V45H82ZM98 46V47H99ZM65 47V46H64ZM63 47V49H65ZM119 48H121L120 46H118ZM123 47V46H122ZM176 47V46H175ZM179 47V46H178ZM194 47V46H193ZM107 48H109V45H108V47ZM107 48H105V50H104V52L106 51V49ZM157 48V49H158ZM62 49V50H63ZM67 49V48H66ZM84 49V48H83ZM86 49V48H85ZM182 49V48H181ZM184 49V48H183ZM11 50V52L9 51V53H8V49H3V48H1L0 49V56H3V58H5L6 59V55L7 54H12V53H14L13 51V49H10ZM13 50V51H12ZM81 50V49H80ZM98 50H100V49H98ZM111 49H109L108 51H110ZM114 50V49H113ZM155 50V49H154ZM162 50V51H163ZM21 51V50H20ZM79 51V50H78ZM116 51V50H115ZM122 51H123V49H122ZM126 51H128V49L126 50ZM125 51V52H126ZM164 51V52H165ZM184 51V50H183ZM191 51V50H190ZM22 52V51H21ZM86 52H88L87 50H86ZM107 52V51H106ZM105 52V53H106ZM129 52V51H128ZM157 52V51H156ZM155 52V53H156ZM185 52H188V51H186L185 50ZM255 52V53H254ZM15 53H18V52H15ZM51 53V52H50ZM119 53V52H118ZM123 53V52H122ZM188 53H191L192 54V52H188ZM44 54V53H43ZM55 54V53H54ZM53 54V55H54ZM59 54V53H58ZM87 54V53H86ZM107 54V53H106ZM179 54H180V52H179ZM22 55V54H21ZM33 55V54H32ZM45 55V54H44ZM69 55V54H68ZM121 55V54H120ZM119 55V56H120ZM181 56H182V53L180 54ZM194 55H195V53H194ZM193 55V56H194ZM197 55H198V53H197ZM196 55V56H197ZM224 55H225V53H224ZM16 56V54H14V57ZM23 56V55H22ZM59 56V55H58ZM80 56H82L81 54H80ZM102 57L104 56V55H101ZM113 56H115V55H113ZM122 56V55H121ZM205 56H207V55H205ZM247 56H250V55H247ZM18 57V55L16 56V58ZM37 57V56H36ZM55 57V56H54ZM56 57H57V53H56ZM86 57V56H85ZM126 57H129V55L127 56V53H126ZM125 57V59L127 60V58ZM198 58L196 59L197 61H196V63L195 64H193L192 66H194L195 65V67L196 68H199V67H202L203 65H205L206 63H207V61L205 60V57H203L202 55H199V56H197ZM1 58V57H0ZM3 58H1V59H3ZM13 58V57H12ZM34 58H35V56H34ZM33 58V59H34ZM60 58V57H59ZM99 58V57H98ZM117 58V57H116ZM15 59V58H14ZM97 59V58H96ZM122 59V58H121ZM25 60V59H24ZM47 60V59H46ZM125 60V61H126ZM204 60H205V64H204ZM33 61V60H32ZM42 61V60H41ZM128 61H129V59H128ZM9 62V61H8ZM44 62V61H43ZM121 62H123V64H121ZM184 62V61H183ZM13 63V62H12ZM40 63V62H39ZM64 63H66V62H64ZM10 64H11V62H10ZM37 64V63H36ZM57 64V63H56ZM1 65V64H0ZM4 65V64H3ZM3 65H1V66H3ZM11 65H13V64H11ZM15 65V64H14ZM66 65V64H65ZM122 65H124L125 67H127V65L129 66L128 67V76H126L127 74H125L124 75V77L122 78V76H121V78L119 77V74L120 73H122L121 72V70H123L122 69ZM184 65V66H183ZM190 65H191V63H190ZM0 66V67H1ZM5 66V65H4ZM191 66V67H192ZM206 66V65H205ZM205 66H203V67H205ZM6 67V66H5ZM10 67V66H9ZM16 68V66H12L11 68L13 69V68ZM38 67V66H37ZM202 67V68H203ZM194 68V67H193ZM201 68V69H202ZM40 69V68H39ZM68 69H70L69 67H68ZM127 69V68H126ZM188 71V73L186 72V70ZM2 70V69H1ZM4 70L5 69H3L2 70V72H1V74L2 73H4ZM11 70V69H10ZM14 70V69H13ZM12 70V72H14ZM48 70V69H47ZM198 70V69H197ZM36 71H38V70H36ZM49 71V70H48ZM194 71H196V69H194ZM194 71H192V73L194 72ZM199 71V70H198ZM198 71H196L197 73H198ZM6 73H8V72H5L4 74H6ZM45 73H47V72H44V74ZM124 73H126V72H124ZM94 74V73H93ZM194 74V73H193ZM193 74H191L192 76H194L195 77V74L193 75ZM3 75V74H2ZM2 75H0V76H2ZM9 76H11L10 74H8ZM19 75V74H18ZM18 75H17V77H18ZM47 75H48V73H47ZM91 75V74H90ZM122 75H123V73H122ZM189 75V76H188ZM4 76V75H3ZM6 76H7V74H6ZM22 75H20V77H21ZM240 76H242V75H240ZM49 77V76H48ZM51 77V76H50ZM57 77V76H56ZM191 77V76H190ZM189 77V78H190ZM4 78H7V77H0V88H1V92H3V90L5 91V92H7L8 93V91L11 89L12 90V87L10 86V84H12V83H10V82H6L8 79H4ZM19 78V77H18ZM87 78V77H86ZM188 78V79H189ZM192 78V77H191ZM214 78V77H213ZM239 78V77H238ZM242 79H241V81H239V80H237V81H239L238 83L240 84V86L242 85L240 82H243L244 80H243V77H241ZM1 79H3V80H5L4 81V83H6L7 85H5V84H2V87H1V83H2V80ZM22 79V78H21ZM52 79H54V78H52ZM194 79V78H193ZM221 78L219 77V80H220ZM240 79V78H239ZM244 79H246L247 80V78H244ZM9 80H11V78L9 79ZM57 80V79H56ZM60 80V79H59ZM63 79H61V81H62ZM64 80H66V78L64 79ZM71 80V79H70ZM195 80V79H194ZM203 80V79H202ZM218 80V79H217ZM218 80V81H219ZM243 80V81H242ZM69 81V80H68ZM73 81V80H72ZM82 81V80H81ZM83 81H82V83H83ZM204 81V80H203ZM211 81V80H210ZM214 81H215V79H214ZM235 81V80H234ZM233 81V85H236V84H238L237 83V81H236V83ZM46 82H48L49 83V81H47L46 80ZM57 82V81H56ZM56 82L54 83V85H56L55 87H54V85H52V83L50 82L49 84V86L48 85H46V87H50V86H52V89H53V87L55 88V90H57L58 88L59 89H62V88H60V87H62V86H60V87H58L57 88V84H56ZM67 82V81H66ZM66 82H64V84L66 85ZM73 82H75V81H73ZM76 82H80V81H76ZM75 82V83H76ZM198 82H199V80H198ZM212 82V81H211ZM245 82H247V81H245ZM244 82V83H245ZM15 83V82H14ZM13 83V84H14ZM25 83V82H24ZM57 83H61V82H57ZM74 83V84H75ZM214 83V82H213ZM218 83V82H217ZM216 83V85H218ZM220 83V82H219ZM235 83V84H234ZM47 84V83H46ZM73 84V85H74ZM238 84V85H239ZM29 85H30V83H29ZM33 85H35V84H33ZM61 85V84H60ZM208 85V86H207ZM29 87V86H28ZM33 87V86H32ZM30 88L31 89V91L33 92V90H34V92L35 93H37V96H38V99H39V92H38V90H35V88L37 89V85H35V87H33V88ZM74 87H76L75 85H74ZM242 87V86H241ZM240 87V88H241ZM17 88V87H16ZM67 88V87H66ZM3 89V90H2ZM47 90H49L48 88H46ZM209 89V88H208ZM222 89V88H221ZM7 90V91H6ZM9 91V98H11L12 96L13 97H15V96H17L16 94H12V93H14L15 91L14 90H12V91ZM216 90L217 89H215V92H216ZM235 90V89H234ZM237 90V89H236ZM249 90V89H248ZM14 91V92H13ZM51 91V90H50ZM54 91V90H53ZM59 91H61V90H59ZM71 91V90H70ZM187 91V92H186ZM241 91H242V88H241ZM47 92H49V91H47ZM52 92V91H51ZM61 92H63V91H61ZM89 92V93H88ZM184 92H185V94H187L188 92H190V93H188L189 94V96H187V95H184ZM196 92V93H195ZM214 92V91H213ZM255 92H256V90H255ZM254 92V95L255 96H253L252 98H255V97H257V93H255ZM39 93V94H38ZM202 93V92H201ZM201 93H198V94H201ZM221 93H223V92H221ZM248 93V92H247ZM2 94V93H1ZM12 94V95H11ZM53 94V93H52ZM57 94H59V93H54L53 95L55 96V98H56V100H55V102H57L58 100L59 101H61V99H58L59 97L61 98V95L58 97V95ZM194 94H196V95H194ZM219 95H220V92L218 93ZM224 94V93H223ZM222 94V95H223ZM4 95V94H3ZM2 95V96H3ZM7 95V94H6ZM15 95V96H14ZM20 95V94H19ZM36 95V94H35ZM121 95V96H120ZM124 95H125V97H124ZM249 95V96H248ZM8 96V95H7ZM7 96H3L4 97V99H5V97L7 98ZM36 96V97H37ZM54 96H50V98L51 97H53L54 98ZM123 96V97H122ZM198 96V95H197ZM3 97H0L1 99L3 98ZM49 98V99H50ZM237 98V97H236ZM0 99V100H1ZM3 99V100H4ZM16 98H14V101H16L15 100ZM58 99V100H57ZM82 99V98H81ZM106 99V100H105ZM210 99V100H209ZM19 98L17 99V102H19L20 101V103L22 102L21 101V99L19 100ZM36 100V99H35ZM51 100V99H50ZM206 100V102L204 103V105H206V103H207V100H208V105L204 108V111H202V106H200L204 101ZM212 100H214L213 102H214V104H209V101L210 102H212ZM220 100V99H219ZM231 100H233V99H231ZM6 101V100H5ZM24 101H26V100H24ZM47 101V100H46ZM102 101V102H101ZM251 101H256V98L253 100H251ZM29 102V101H28ZM36 102H38V101H36ZM106 102H108V104L110 105V107H109V105H108V107L107 108H105V109H103L104 108V106H105V103ZM117 102V103H116ZM2 103V102H1ZM5 103V102H4ZM6 103H9V102H6ZM46 103V102H45ZM52 103V102H51ZM54 103V102H53ZM58 103V102H57ZM57 103L56 104H52V107H53V105H54V107H55V111H54V108H53V110H51V112L52 111H54L53 113H52V115H55L54 113L57 111L58 112V114L60 113V112H62V107L60 106L59 107V105H60V103H59V105H57ZM235 103V102H234ZM22 104V103H21ZM24 104H25V102H24ZM27 104V103H26ZM35 104V103H34ZM40 104V103H39ZM111 104H116V105H111ZM8 105V104H7ZM29 105H30V102H29ZM28 105V106H29ZM36 105V104H35ZM35 105H33L34 107H35ZM38 105V104H37ZM37 105H36V107H37ZM46 105V104H45ZM107 105V104H106ZM203 105V104H202ZM203 105V106H204ZM225 105V104H224ZM229 105V104H228ZM234 105V104H233ZM240 105V104H239ZM112 106V107H111ZM114 106V107H113ZM6 107V106H5ZM8 107V106H7ZM35 107V108H36ZM71 107V106H70ZM201 107V108H200ZM220 107V108H221ZM249 107V106H248ZM11 108V107H10ZM9 107H8V111H9V109H10ZM12 108H14V106L12 107ZM17 108V107H16ZM19 108V107H18ZM18 108H17V110H18ZM5 109H7V108H5ZM61 109V110H60ZM141 109H143V110H141ZM167 109V110H166ZM227 109V108H226ZM244 109H245V111H244ZM247 109V110H246ZM14 110H15V108H14ZM13 110V111H14ZM216 110H218L219 111V115H217L218 116V118H217V116H216V113H218V111L216 112ZM11 112H12V110H10ZM21 111V110H20ZM60 111V112H59ZM233 111H234V109H233ZM25 112V111H24ZM23 111H22V113H24ZM50 112V113H51ZM57 112H56V114H57ZM64 112V111H63ZM232 112V111H231ZM3 113V112H2ZM17 113H18V111H17ZM21 113V112H20ZM162 113V114H161ZM171 113H174L173 115H171ZM239 113V114H238ZM60 114H62V113H60ZM64 114V113H63ZM3 115H8V114H6V113H3ZM24 115V114H23ZM226 115V116H225ZM225 115H223V116H225L226 118H227V114H225ZM238 115V116H237ZM242 115V114H241ZM240 115V116H241ZM9 116V115H8ZM18 116H20V114H18ZM25 117L27 116V115H24ZM31 116V115H30ZM49 116V115H48ZM56 116H58V115H55V117ZM64 116V115H63ZM80 116V117H79ZM232 116V117H231ZM237 116V117H236ZM4 117V116H3ZM11 117V116H10ZM53 117V116H52ZM197 117H198V119H197ZM235 117V118H234ZM6 118V117H5ZM199 118H201L200 120H199ZM231 118H233V119H231ZM8 119V118H7ZM26 119V118H25ZM66 119V118H65ZM205 119V121H206V123H209L210 124V127H209V124H208V128H206V129H209V128H211V126H212V128H211V130H210V134H217L218 136L219 135H221V134H226L227 136H225V138H226V140H227V143L226 142H224L225 141V139L223 138V140L224 141H222L221 140V138L220 137H218V136H216V138L218 139V141L219 140H221V142L223 143V144H219L218 142V144L217 143H214V142H216L217 141V139H216V141H215V139H213L212 137H211V135H210V137L212 138V142L214 143L212 146H210V148L208 149V150H201L200 152H199V150H200V147L203 145L202 143H204L205 141V139L207 140V141H209L210 142V139H208V135H206V129H204V127H201V122L203 121ZM222 119V120H221ZM4 120H6V119H4ZM224 120H226V119H224ZM3 121V120H2ZM47 121V120H46ZM79 121H81V120H79ZM78 121V122H79ZM227 121V120H226ZM225 121V122H226ZM231 121V122H232ZM74 122V123H75ZM77 122V123H78ZM119 123V125H120V127H118V123ZM204 122V121H203ZM228 122V121H227ZM236 122L238 123V121H235V122H233V124L235 123V125H236ZM47 123V122H46ZM52 123V122H51ZM50 123V124H51ZM73 123V124H74ZM220 123V124H219ZM226 124V123H225ZM227 125H230L229 123L227 124ZM69 126V125H68ZM202 126H206V125H203L202 124ZM67 127V126H66ZM222 127V126H221ZM228 127H231V126H228ZM16 128V127H15ZM45 128V127H44ZM44 128H42V130L44 129ZM204 130H203V129ZM224 128H227L225 125H224ZM260 128V127H259ZM169 129V128H168ZM173 129H175V128H173ZM230 129V128H229ZM232 129V128H231ZM234 129H235V127H234ZM252 129V128H251ZM262 129H263V127H262ZM25 130V129H24ZM41 130V131H42ZM50 130V131H51ZM179 130V131H178ZM180 130H182L181 132H180ZM224 130H226V129H224ZM247 130H249V129H247ZM253 130V129H252ZM264 130V129H263ZM263 130H262V132H263ZM27 132H29L28 130H26ZM25 131V132H26ZM40 130H38L37 132H39ZM40 131V132H41ZM184 131V132H183ZM234 131V130H233ZM236 131H238V132H236ZM256 130L254 129V131H252V132H254L253 134H250V136H248V137H245V138H243V140L245 139L246 141H247V139H249L248 141L250 142V143H248L249 145H251L253 148H254V150L256 151V148H257V151H259L258 153L259 154H256L257 156V159H256V161L258 162V163H260L259 165L262 167L261 169L262 170H264V139H263V133L262 132H255ZM258 131H259V129H258ZM261 131V130H260ZM45 131L43 130L42 132H41V134L42 133H44ZM101 132V131H100ZM226 132H228V130L226 131ZM229 132H230V130H229ZM228 132V133H229ZM246 132V131H245ZM249 132V131H248ZM250 132H251V130H250ZM205 133V134H204ZM207 133H209V132H207ZM256 133V134H255ZM11 134V133H10ZM25 134L26 133H24L23 134V132L22 133H20V132H18V130H16V132L15 133H13L12 135H10V140L9 141H7L6 143H4V142H1L0 143V157H1V159L3 158H6L5 160H4V162H3V159L0 161L1 163H5V162H8L7 161V158H9V157H7V156H9L10 154L11 155H13L14 157L16 156V158L18 157L17 156V154H19L18 153V146L20 145V149L19 150H21V148H23L24 147V145L26 144V143H24V141H29L26 145H30V141H32V140H30V138H29V136L26 134V136H25ZM29 134V133H28ZM40 134V133H39ZM41 134L39 135V137L41 136ZM45 134H46V132H45ZM44 134V135H45ZM81 134V135H82ZM178 134V133H177ZM241 134H243L244 135V132L243 133H241ZM52 135V134H51ZM191 135H194L195 137L194 138H192V136ZM203 135V137L205 138V136H208L207 138H205L203 141L204 142H199L201 139V137L200 136H202ZM242 135V136H243ZM28 136V137H27ZM222 136V135H221ZM244 136H246V133H245V135ZM243 136V137H244ZM202 137V138H203ZM215 137V136H214ZM224 137V136H223ZM250 137V138H249ZM32 138V137H31ZM53 138V137H52ZM92 140H91V139ZM220 138V139H219ZM241 139H242V137H240ZM247 138V139H246ZM76 139H78V138H76ZM179 139V138H178ZM237 139V138H236ZM38 140L39 141H41L42 139H40V138H38ZM84 140V141H85ZM164 140V139H163ZM163 140H162V142H163ZM244 140V141H245ZM39 141H36L37 143L39 142ZM49 141V140H48ZM78 141V140H77ZM131 141H134V145H132L130 142ZM237 141V140H236ZM242 141V140H241ZM24 144L23 145V147H22V143ZM130 144H129V143ZM166 142V141H165ZM176 142V141H175ZM180 142H178V143H180ZM199 142V143H198ZM209 142H207V143H209ZM211 142V143H212ZM33 143H35V141H34V138H33V142L31 143L32 145H37V144H33ZM139 143V144H138ZM155 143H157V142H155ZM210 143V144H211ZM230 143V144H229ZM108 144V145H107ZM196 144L197 145H199V144H201V146L199 147V146H197L198 148L196 149L194 146H196ZM205 144H206V142H205ZM107 145V146H106ZM128 146V148H127V146ZM163 145V144H162ZM173 145V144H172ZM171 145V146H172ZM233 145V144H232ZM239 145V144H238ZM82 146V147H81ZM179 146V147H180ZM235 146H237V145H235ZM250 146V150H251V147ZM104 146H103V148H105ZM195 149H194V148ZM203 147H205V146H203ZM175 148H177V146L176 147H174L173 149L174 150H176ZM192 148H193V150H192ZM245 148V147H244ZM178 149V148H177ZM178 149V151L179 152H181V150H179ZM201 149H203L202 147H201ZM8 150H11V153L9 154V153H6V152H8ZM253 150V149H252ZM253 150V151H254ZM22 151H24L23 149H22ZM53 151V153L51 154V152ZM248 151V150H247ZM254 151V152H255ZM257 151H256V153H257ZM10 152V151H9ZM12 152H13V154H12ZM19 152H21V151H19ZM86 152H89L90 154H92L90 157L88 156V158L89 159H92V161H90V162H86L85 161V159L87 158H85V159H83V157H82V159L84 160V162L85 163H83V160L82 159H80V157L81 156H83L82 154H84V153H86ZM177 152V151H176ZM185 152H183V154H186ZM242 151H240V153H241ZM98 153V152H97ZM182 153V152H181ZM181 153H179V154H181ZM219 153H221V154H219ZM239 153V154H240ZM243 153H245V152H242V154ZM6 154H8V155H6ZM37 154V153H36ZM88 154V153H87ZM178 154V153H177ZM246 154V153H245ZM245 154H244V156H245ZM20 155V154H19ZM122 155H124V156H122ZM169 155V154H168ZM219 155V156H218ZM236 155V154H235ZM5 156V157H4ZM44 156V157H45ZM60 156V155H59ZM86 156V155H85ZM170 156H171V154H170ZM239 156V155H238ZM242 156V155H241ZM13 157V158H14ZM21 157V156H20ZM17 158V159H21V158ZM22 157H23V155H22ZM43 157V158H44ZM49 157V158H48ZM226 157V156H225ZM243 157V156H242ZM241 157V158H242ZM246 157V156H245ZM255 157V156H254ZM255 157V158H256ZM234 158H235V156H234ZM15 159V158H14ZM228 159V157H226V158H224V161L223 162H225V163H221L220 165L218 164V167H216L217 169H216V173L214 172V174L216 175V177H213L214 179L213 180H211L210 182V184L209 185H205L204 184V182H203V179L201 180V179H199V181H196V183H194L193 182V185L195 186H193L192 188H188L187 189V191H189L190 193L191 192H193V189L194 188H198L199 187V189L198 190H200V188L202 189V190H204L203 192L202 191H200V192H202V193H199V192H195L196 194L194 195V194H190V193H188L186 190H185V192H187L186 194H189L187 197H186V195H185V201H182V202H184L183 203V205L182 206H180V208L179 209H173L172 211H170L169 210V212H171V213H169L168 214V211L167 212H165V214L167 213V215H172L174 218H176V220L178 221V222H180L179 224H181L180 226H183V228H186V227H190V225L192 226L193 225V231H192V229H190L192 232H189L188 233V231L186 230V234L185 233H183L182 234V232L185 230V229H182L181 231V235H179V236H177V240L179 241H184V243H186L187 244V246H188V248H187V246H186V248L189 250V251H193V250H190V249H194L193 248V246H195V248H197L196 246H198V248L196 249V250H198L199 249V246L201 245V244H203L204 242V244H207V243H210V240H212L213 239V237L215 236V235H217V234H215L214 235V233L212 234L211 233V227H210V225H209V223L211 222L210 220V218H216L217 220H218V222H220V221H227V220H231L232 222V224L233 225H235V229L237 228V227H239V228H241V226H243V219L245 218V216H244V218H243V215H245V214H243V212H245V211H242L241 210V204H239V203H235L236 205H234V204H232L233 202H227L225 205H220L219 203H217L218 202V200H220V198H218L219 197V195L220 194H222L220 191H219V189H220V187H219V185L221 186V184L220 183H222V184H224L223 182L225 181V179H224V176H225V173L223 172V171H221L220 170V168H222V166H223V168L225 167L224 165H228V166H231V165H229L230 163L228 162V161H226ZM9 160V159H8ZM16 160V159H15ZM24 160V159H23ZM87 160V159H86ZM102 160H104V162L102 161ZM117 160V161H116ZM119 160H121V158L119 159ZM189 160V159H188ZM187 160V161H188ZM11 161V160H10ZM88 161V160H87ZM103 163H102V162ZM116 161V162H115ZM232 161V160H231ZM253 161V160H252ZM256 161H255V163H256ZM17 162H19V161H17ZM21 162V161H20ZM127 162V161H126ZM191 162V161H190ZM228 162V163H227ZM15 164H13V162L11 161V163H6L5 165H7L8 166V164H9V166H11L12 164V168H10V167H7V168H1V170L3 169V171H5L6 172V174L8 173V172H10V170L12 169H15V167H14V165H17L18 163H16V161L14 162ZM59 163H60V161H59ZM101 163V164H100ZM11 164V165H10ZM49 164V163H48ZM60 164H62V162L60 163ZM243 164V163H242ZM33 165V164H32ZM121 165V164H120ZM156 165V164H155ZM190 165V164H189ZM259 165H257V163H256V165L255 166H259ZM19 166V165H18ZM62 166V165H61ZM123 166V165H122ZM121 166V167H122ZM129 166V165H128ZM139 166V165H138ZM164 166V165H163ZM163 166H161V168L159 167H155V168H153V170L154 169H157V170H154V171H159L160 173H155V174H148L144 179H142V180H140V179H138V175H140V173L137 175V176H134L135 178L134 179H132L130 182H131V184H135V185H137V186H140V185H144V186H146L145 184H149V185H151V187L152 188H154V187H156V188H158V187H160V188H165V187H173L174 188V185H176L177 187H178V185L179 184H182V183H184V182H182L181 180H179L180 178L179 177H177V176H170V175H164L163 173H165L164 171H166V168H164L163 169ZM209 166H210V164H209ZM209 166H207L208 168H209ZM259 166V167H260ZM1 167V166H0ZM2 167H5L4 165H2ZM73 167V166H72ZM71 167V168H72ZM79 167V168H80ZM120 167V166H119ZM120 167V168H121ZM124 167V166H123ZM153 167V166H152ZM166 167V166H165ZM211 167V166H210ZM232 167V166H231ZM259 167H258V169H259ZM10 168V169H9ZM17 168V167H16ZM34 172H33V174H31V176H30V174H29V178H28V176H27V174H26V176H25V179L23 180V181H21L22 183H21V185L23 184V186L20 188L21 189V191H23V189H26L24 192H21L20 191V189H19V191H18V193L15 195V197H14V195H13V199L12 200H10L9 199V202L8 201H5V202H3V203H0V261L1 260H3V257L4 256H10V255H13V256H15V258L17 259V258H19L20 256L22 257V256H24L25 257V255L28 253V250L27 251H25V249L24 248H22L23 246L25 247V245H29V246H31L32 247V249H33V252L32 253H36V254H38V253H40L41 251H43V253H45L44 252V250H48V251H50V253H53V256H55V258H57V259H60V258H64V259H68L69 257H73V258H77L76 259V263L77 264H79V263H82V260H86V259H91L92 257H91V254H93V251H92V253H90V254H88V251H90L91 249H90V247L91 248H95V249H98V250H100L99 248H103V246L105 245V246H107L108 248H109V246H111L112 244H113V242H112V240H110L109 238H106L107 236H109V235H112V233H113V230L115 229V228H113V227H115L116 226V229L117 228H120L121 226H123L124 224L123 223H125V221L123 222V218H122V213H120L121 211H119L120 210V207L119 208H115L114 207V209H104V210H102L101 211V209H99V206L97 207L99 210H92V212H89V211H87V209H86V207H85V209L83 208V209H80L79 208V206H81L83 203H85L86 201H88V204H89V200H86V198L84 197V196H82V194L81 193H79V194H77L76 195V197H74V192L75 191H77V190H79V189H75L74 188V190L75 191H73V195H71V197L69 198L70 199V201L67 199V203H59L58 202V199L60 198V197H63L64 196V189L60 186V187H55V186H51V185H54V183L53 184H51L50 185V183L52 182V180L53 181H57V180H55V179H53L54 177L53 176H49V174H51V172H50V170L52 171L53 170V168L50 166L49 167V165H45V164H39V165H34ZM52 168V169H51ZM65 168V167H64ZM66 168L67 169H70L69 168V166L67 167V164H66ZM136 168H138V167H136V166H131V168L130 169H128L127 168V173L129 174V175H133V173H134V171H136L135 169ZM223 168H222V170H223ZM233 168V167H232ZM243 168V167H242ZM8 169L9 171H6V170ZM109 169L107 170L108 172H110L109 171ZM113 169V170H112ZM126 169V168H125ZM152 169V168H151ZM11 170V171H12ZM25 170V169H24ZM64 170V169H63ZM66 170V169H65ZM122 170V169H121ZM120 170V171H121ZM152 170V171H153ZM206 170V169H205ZM204 170V171H205ZM208 170V169H207ZM211 170V169H210ZM232 170V169H231ZM242 170H244V169H242ZM15 171V170H14ZM69 171V170H68ZM103 171H105V170H103ZM147 171H148V169H147ZM167 171H169V170H167ZM13 172V171H12ZM16 172V171H15ZM56 172V171H55ZM98 172V171H97ZM96 172V173H97ZM125 172V171H124ZM163 172V173H162ZM210 172V171H209ZM231 172V171H230ZM49 173V174H48ZM99 173V172H98ZM126 173V172H125ZM125 173H123V170H122V173H116L115 175H114V177L112 178V176L110 175V177H108V175L107 176H104V173L101 175V172H100V178L103 180H106V182L108 181H110V183L111 182H113L114 180H119L118 178V176H125L126 174ZM223 173H224V175H223ZM9 174H11V172L9 173ZM14 174V173H13ZM73 174V173H72ZM200 174V173H199ZM262 174H264V171H263V173ZM44 175V176H43ZM52 175H53V172H52ZM184 175V176H183ZM11 177V176H10ZM42 177V178H41ZM44 177V178H43ZM59 177V176H58ZM61 177V176H60ZM59 177V178H60ZM132 177V176H131ZM140 177V176H139ZM195 177V176H194ZM23 178H24V176H23ZM32 178V179H31ZM41 178V181H40V183H38V181H39V179ZM177 178H179L178 180H177ZM264 178V175L262 176V179ZM5 179V178H4ZM61 179H62V177H61ZM261 179V178H260ZM262 179H261V181H262ZM6 180V179H5ZM59 180V179H58ZM64 180H67V181H70V175L68 174V175H66V177H64ZM63 180V181H64ZM187 180H188V178H187ZM186 180V181H187ZM197 180V179H196ZM227 181H228V179H226ZM67 181H65V182H67ZM72 181V180H71ZM71 181H70V183H71ZM181 181V183H179L178 184V182H180ZM185 181V180H184ZM231 181V180H230ZM229 181V182H230ZM260 180H259V184H261L260 186H262L261 188H259L260 190H259V192H258V198H257V203L258 202H260L261 201V199H263V196H262V198H261V194H263L264 195V187H263V184H262V182H261ZM32 182H37L38 184H36V185H34ZM233 182V181H232ZM238 181H236V180H234V182L233 183H237ZM261 182V183H260ZM190 183H192V182H190ZM232 183V184H233ZM239 183V182H238ZM238 183H237V185H238ZM34 186H33V185ZM97 184V183H96ZM148 185V186H149ZM33 186V187H32ZM68 186V185H67ZM158 186V187H157ZM188 186V185H187ZM186 186V187H187ZM222 186H224V185H222ZM221 186V187H222ZM4 187V186H3ZM30 187V188H29ZM185 187V188H186ZM219 189H218V188ZM84 188V187H83ZM86 188V187H85ZM155 188V189H156ZM68 189V188H67ZM82 189V188H81ZM172 189V188H171ZM2 190V189H1ZM5 190V189H4ZM68 190H70L71 192H72V189H68ZM192 190V191H191ZM196 190V189H195ZM12 191V190H11ZM82 191V190H81ZM263 192V193H262ZM89 193V192H88ZM84 194V193H83ZM87 194V193H86ZM93 194V193H92ZM91 194V195H92ZM98 195V194H97ZM96 195V196H97ZM194 195V196H193ZM89 196V195H88ZM150 196V195H149ZM163 196V195H162ZM94 197V196H93ZM154 197V196H153ZM221 198H222V196H220ZM11 198V197H10ZM85 198V199H84ZM146 198V197H145ZM161 198V197H160ZM184 198V197H183ZM260 198V199H259ZM62 199V198H61ZM64 199V198H63ZM218 199V200H217ZM247 199V198H246ZM260 201H259V200ZM5 200H6V198H5ZM223 200V199H222ZM264 200V199H263ZM45 202V204H47V206L45 205L44 206V202ZM64 201V200H63ZM95 201V200H94ZM119 201V200H118ZM152 201H153V198L151 199V204H152ZM179 200H177V202H178ZM193 201H198L197 202V205L196 206H198V208H196L195 209V205L193 204V203H195V202H193ZM229 201V200H228ZM238 201V200H237ZM240 201V200H239ZM1 202V201H0ZM158 202V201H157ZM220 202V201H219ZM223 202V201H222ZM245 202V201H244ZM48 203H51V204H48ZM80 203H81V205H80ZM87 203V202H86ZM92 203V202H91ZM92 204H94V203H92ZM117 204V203H116ZM120 204V203H119ZM155 204V203H154ZM182 204V203H181ZM185 204V205H184ZM187 204V205H186ZM48 205H50V206H48ZM95 205V204H94ZM245 205V204H244ZM253 205H255V204H253ZM261 205H263L262 203H261ZM260 205V203H259V207H262ZM84 206V205H83ZM108 206V205H107ZM179 206V205H178ZM243 206V205H242ZM255 206H257V205H255ZM257 206V207H258ZM101 207V206H100ZM167 207H168V205H167ZM82 208V207H81ZM103 208V207H102ZM110 208V207H109ZM255 208L256 207H254V210H255ZM263 208V207H262ZM154 209V208H153ZM152 209V210H153ZM162 209V208H161ZM258 210H255V211H258L257 212V215H256V218H255V223L258 225V228H259V232H261V230L262 231H264V216H262V213H264L263 212V210L261 209V208H257ZM260 209V210H259ZM86 210V211H85ZM247 210V209H246ZM163 211V213H164V209L162 210ZM166 211V210H165ZM254 211V212H255ZM156 212V211H155ZM154 212V213H155ZM160 212V211H159ZM218 212H221L220 214L218 213ZM251 212V211H250ZM158 213V212H157ZM162 213V214H163ZM219 215H222V217H221V219L222 218H225V219H220V217H218L217 215L218 214ZM164 214V215H165ZM254 215L256 214V213H253ZM160 215V214H159ZM264 215V214H263ZM161 216V215H160ZM208 216V217H207ZM210 216H213V217H210ZM163 217V216H162ZM208 219H207V218ZM226 218H228V219H226ZM159 219V218H158ZM173 219V218H172ZM220 220V221H219ZM213 221L214 222H216V220H214L213 219ZM213 221H212V223H213ZM58 223H60L59 224V227H57V228H55L54 226H57V224ZM187 223H189L188 225H187ZM223 223V222H222ZM222 223H219V224H221L222 225ZM228 223V222H227ZM230 223V224H231ZM244 224H246V223H244ZM17 225V226H16ZM125 225H127V224H125ZM218 225V224H217ZM224 225V224H223ZM229 225V224H228ZM227 225V226H228ZM256 225V226H257ZM14 226H16V227H14ZM245 226V225H244ZM243 226V227H244ZM256 226L254 225V229H257L256 228ZM48 228V230L52 227V229L53 228H55V230L56 229H58L59 231H60V228H62L63 230L62 231H65V233L64 234H68V236H69V238H68V240L69 239H72V235H73V233L76 231L77 232V234H79L80 233V235L81 236H83L84 238H85V242H87L88 240H90V239H87V237L89 236H91L92 238H93V234H94V236H95V238H91L92 240H90V241H88L87 243H86V246L85 245H83V246H81V244H80V246L78 247V245H79V242L81 243L82 241H77V243L78 244H74V242H72V240L71 241H69L70 243H65L68 247L66 248V247H64L63 245H65L64 244V242H61V245L60 244H57V243H54L53 241H54V239H52L53 238V234H51V233H47L46 235H47V237L49 238L50 236H52V238H50L51 239V241L49 242V244L46 246V245H44L43 244V246L40 244L39 245V243H41L40 242V240L43 238V237H46V235L45 236H43V237H41V234H43L42 233V230H44L43 228ZM124 227V226H123ZM122 227V228H123ZM213 227V226H212ZM219 227V226H218ZM230 227V226H229ZM246 227V226H245ZM162 228V227H161ZM170 228V227H169ZM174 228V227H173ZM180 228H182V227H180ZM190 228H192V227H190ZM220 228V227H219ZM223 228H225V227H223ZM115 229V230H116ZM156 229V228H155ZM172 229V228H171ZM189 229V228H188ZM1 230L2 231H4V238L5 239H1V237L3 236V233H1ZM125 230V229H124ZM223 230V229H222ZM226 230V229H225ZM225 230H224V232H225ZM234 230V229H233ZM253 230V229H252ZM258 230V229H257ZM8 231V232H7ZM52 231H54V229L52 230ZM57 231V230H56ZM120 231V230H119ZM154 231V230H153ZM165 231H167V230H165ZM215 231V230H214ZM235 232L236 231H238V230H234ZM11 232V233H10ZM44 232V231H43ZM49 232H51V230H49ZM61 232V231H60ZM224 232H223V234H224ZM234 232V233H235ZM6 233H7V235H6ZM117 233V232H116ZM188 233V234H187ZM251 233L252 232H250V235H251ZM255 233V232H254ZM263 233V232H262ZM261 233V234H262ZM120 234V233H119ZM176 234V233H175ZM244 234V233H243ZM264 234V233H263ZM220 235V234H219ZM226 235V234H225ZM237 235V234H236ZM249 235V236H250ZM255 235V234H254ZM56 236H58V235H56ZM96 236H97V238H96ZM103 236H105V237H103ZM119 236V235H118ZM117 236V237H118ZM232 235H230L229 236V239H227V238H225V237H223L222 239L224 240V239H227V240H222L224 243L223 244H221L222 246L220 247V248H218V249H216V250H214V251H212V252H210V253H208L207 255V259H206V261H203V260H192L191 262L189 261V263H187V264H214V263H218V262H220L219 260L221 259V258H223L225 255H229V257H227V259H226V262H225V264H241V262H240V255H243V252L242 251H244V245L246 244L245 242H248L249 243V236H247L246 235V237H244V241H242V242H244V245L242 246L241 245V247H239V252H233V253H231V251L232 250H234L233 249V247H234V243H235V237H234V235H233V237H231ZM11 237H13V239H15V238H20V242H16V241H12V242H10V238ZM64 237V236H63ZM88 237V238H89ZM111 237V236H110ZM166 237H168V236H166ZM172 237V236H171ZM216 237V236H215ZM222 237V236H221ZM264 237V236H263ZM56 238V237H55ZM67 238H65L66 240L65 241H67ZM75 238V237H74ZM111 238H113V237H111ZM217 238V237H216ZM257 238V237H256ZM255 238V239H256ZM12 239V238H11ZM44 239V238H43ZM47 239V238H46ZM49 239V240H50ZM86 239H87V241H86ZM118 239V238H117ZM3 240V241H2ZM45 240V239H44ZM48 240V239H47ZM80 240V239H79ZM176 240V241H177ZM217 240V239H216ZM259 240V239H258ZM64 241V240H63ZM91 241H93V242H91ZM169 241H170V239H169ZM174 241V240H173ZM179 241V242H180ZM221 241V242H222ZM178 242V243H179ZM256 242V241H255ZM22 243V244H21ZM62 243H63V245H62ZM174 243H176V242H174ZM213 243V242H212ZM247 243V244H248ZM21 244V245H20ZM85 244V243H84ZM220 244V243H219ZM218 244V245H219ZM73 245H75V247L77 246V248H78V250H80V249H85V251H83L82 253H79L78 251H76V249L77 248H74V246ZM109 245V246H108ZM252 245V244H251ZM42 246V247H41ZM84 246H85V248H84ZM92 246H94V247H92ZM114 246V245H113ZM44 247V248H43ZM82 247V248H81ZM97 247V248H96ZM247 247V246H246ZM112 248V247H111ZM190 248V249H189ZM201 248V247H200ZM105 249H106V247H105ZM187 249H186V251H187ZM248 249V248H247ZM246 249V250H247ZM250 249V248H249ZM97 250V251H98ZM212 250V249H211ZM254 250V249H253ZM30 251V250H29ZM81 251V250H80ZM103 251V250H102ZM185 251V250H184ZM203 251V250H202ZM109 252V251H108ZM200 252V251H199ZM209 252V251H208ZM240 252H242V254H240ZM248 252H250V251H248ZM29 253H31V251L29 252ZM95 253V252H94ZM107 253V252H106ZM185 253V252H184ZM183 253V254H184ZM193 253V252H192ZM207 253V252H206ZM42 254V253H41ZM85 254H88L89 256V258H87V257H85L86 255ZM105 254V253H104ZM179 254H181V253H179ZM179 254H177V255H179ZM186 254H189V252L188 253H186ZM194 254V253H193ZM204 254H205V252H204ZM240 254V255H239ZM34 255V254H33ZM51 255V254H50ZM191 255V254H190ZM250 255H252L251 253H250ZM6 256V257H7ZM36 256V255H35ZM52 256V257H53ZM93 256V255H92ZM183 257V256H182ZM192 257V256H191ZM225 257V258H226ZM243 257H245L244 255H243ZM243 257H242V259H243ZM253 257V256H252ZM7 258H9L10 259V257H7ZM54 258V259H55ZM184 258H186V257H184ZM246 258V257H245ZM13 259V258H12ZM93 259V258H92ZM91 259V260H92ZM187 259V258H186ZM249 259V258H248ZM247 259V260H248ZM90 260V261H91ZM188 260V259H187ZM222 260V259H221ZM64 261V260H63ZM78 261V262H77ZM87 261V260H86ZM89 261V260H88ZM84 262V261H83ZM243 262H245L244 260H243ZM75 263V264H76ZM94 263V262H93ZM178 263V262H177ZM184 263H185V261H184ZM184 263H178V264H184ZM247 263V262H246ZM259 263V262H258ZM257 263V264H258ZM243 264V263H242Z\"/></svg>",
    "mask_w": 264,
    "mask_h": 264
}]
</instances>
